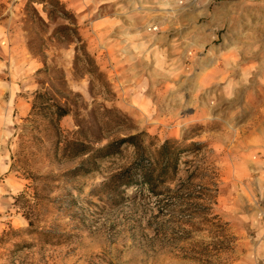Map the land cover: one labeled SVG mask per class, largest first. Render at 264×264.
<instances>
[{
    "label": "rangeland",
    "instance_id": "374dc122",
    "mask_svg": "<svg viewBox=\"0 0 264 264\" xmlns=\"http://www.w3.org/2000/svg\"><path fill=\"white\" fill-rule=\"evenodd\" d=\"M26 1L0 0V264H264V0H60L82 42ZM44 90L66 115L33 113ZM139 132L74 170L67 141ZM137 157L174 213L102 186Z\"/></svg>",
    "mask_w": 264,
    "mask_h": 264
},
{
    "label": "trees",
    "instance_id": "16d2710c",
    "mask_svg": "<svg viewBox=\"0 0 264 264\" xmlns=\"http://www.w3.org/2000/svg\"><path fill=\"white\" fill-rule=\"evenodd\" d=\"M34 3L41 4L42 8L41 11L46 14V18L48 22L54 21L56 18H62L67 21L66 24L57 25L54 27L52 34L59 37H64L65 35L71 36L76 39L77 42H82L80 36L77 32L76 27V20L74 15L66 9L65 5L60 2V0H27L25 4V13L31 22L32 29H35L37 24H41L43 26H48V22L45 18L41 15L40 11ZM1 8L0 5V15H1ZM28 19V20H29ZM27 20V19H26ZM37 47H40L37 46ZM28 48L30 52L36 53V49L40 48H32L28 44ZM33 113H37L38 110H43L47 114H49L53 120H58L60 117L66 115L69 111V108L66 105L60 104L52 97L47 90L44 91H37L34 98V103L32 105ZM37 111V112H35ZM143 133H135V134H128L122 137L114 138L108 140L104 144L95 146L96 143H101L103 137H89V138H76L74 140L67 141L68 144V152L71 157H79L85 156L83 161L77 166L74 170L75 171H82V173H86L90 170H93L96 165L105 158H110L116 154H118L121 150V147L126 144L132 145L136 152H139L141 148V135ZM163 147V146H162ZM156 168L152 166H146L140 162V159L135 158V160L127 166L121 167L107 179L102 182V186L110 187L116 186L121 187V189L133 188L135 193L132 196V199H137L141 197H155V201L160 207L158 212L154 214L156 217H164V215L168 212L174 213L175 206L182 205L184 203V197L180 193L182 189H170L165 187L164 189L158 188L157 181L162 177L164 173L163 169L160 168V171L156 174ZM197 190V189H196ZM172 192V193H171ZM192 194V193H191ZM125 194L122 195L124 197ZM193 198L200 197L199 195H195L193 193ZM190 197V198H192ZM176 201L174 205V210L170 206V199ZM171 208V210H170ZM183 210V209H180ZM179 211V210H178ZM177 211V212H178ZM29 218V217H28ZM159 224L158 232H162L161 229L163 228L164 223L161 221H157ZM30 225L29 230H36L32 229L33 222L31 219L28 220ZM160 229V231H159ZM40 233L42 230H38Z\"/></svg>",
    "mask_w": 264,
    "mask_h": 264
},
{
    "label": "crops",
    "instance_id": "0c3cea01",
    "mask_svg": "<svg viewBox=\"0 0 264 264\" xmlns=\"http://www.w3.org/2000/svg\"><path fill=\"white\" fill-rule=\"evenodd\" d=\"M2 37H5L7 40L9 39V41H10V37L8 38L7 30L4 27H0V38H2ZM262 161H264V158L262 159ZM262 166H264V164ZM257 188L259 190V194H260V198H261L260 199L261 205L264 208V178H261ZM249 189H251L250 185H249Z\"/></svg>",
    "mask_w": 264,
    "mask_h": 264
},
{
    "label": "built area",
    "instance_id": "2783aa9c",
    "mask_svg": "<svg viewBox=\"0 0 264 264\" xmlns=\"http://www.w3.org/2000/svg\"><path fill=\"white\" fill-rule=\"evenodd\" d=\"M151 28H149V30H150Z\"/></svg>",
    "mask_w": 264,
    "mask_h": 264
}]
</instances>
